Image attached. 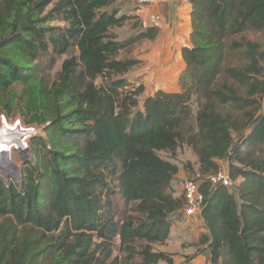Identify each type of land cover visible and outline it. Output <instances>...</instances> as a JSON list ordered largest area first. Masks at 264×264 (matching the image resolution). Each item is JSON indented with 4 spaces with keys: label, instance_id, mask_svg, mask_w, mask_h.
Here are the masks:
<instances>
[{
    "label": "trees",
    "instance_id": "trees-1",
    "mask_svg": "<svg viewBox=\"0 0 264 264\" xmlns=\"http://www.w3.org/2000/svg\"><path fill=\"white\" fill-rule=\"evenodd\" d=\"M189 2L192 45L182 49L179 90H159L139 107L144 86L124 75L141 61L119 55L155 39L156 27L119 39L113 29L129 16L117 0H0L4 113L12 88L30 79L20 50L32 59L75 52L49 89L47 117L29 119L49 122L45 132L72 149L37 135L30 143L38 164L26 163L22 181L0 174V264L41 256L51 264H178L152 244L168 240L185 210L183 193L171 191L180 168L160 155L174 157L182 144L199 157L193 180L205 195L208 231L198 243L214 262L264 264V0ZM27 107L34 112V103ZM224 165L239 180L233 190L208 180ZM117 194L131 206L121 218Z\"/></svg>",
    "mask_w": 264,
    "mask_h": 264
},
{
    "label": "rangeland",
    "instance_id": "rangeland-1",
    "mask_svg": "<svg viewBox=\"0 0 264 264\" xmlns=\"http://www.w3.org/2000/svg\"><path fill=\"white\" fill-rule=\"evenodd\" d=\"M52 5H50L49 8H51ZM115 6L120 10L121 14H127L129 16L128 20L124 23L121 27H115L113 29V32H115L119 39L124 40L126 37L135 34L136 31H139L142 27L139 26V19L137 16L133 13L135 10H137L136 2L134 3L133 0H117V3ZM51 26L53 25H63L62 22H53L48 23ZM153 40H147L146 42ZM145 41L138 43L135 45L130 51L125 50L123 51L119 57H133L137 58L136 51H141L143 47V43ZM22 51L23 59L20 61L21 64L27 63L31 67L28 69V72L30 74V79L28 82L25 83H18L16 84L12 90H11V99H13V106L12 110L6 114L4 113V110L0 107V130H3L6 132L0 133V140L2 139H8L9 141L6 144L0 143V150H5V155L8 156L9 162H12V165L4 163L0 161V165L4 166V169H0V174L5 178V180L8 182L11 179L14 181L21 182L23 177V169L26 166V163H37V155L34 152V148H31V143L29 141L28 148H25L23 144V138L26 137V132H23L22 129H20V126L23 128H27L28 126H36L38 133L33 135L34 138L37 135H40L48 142H50L51 139H53L60 147L64 148L65 151L72 149V143L70 140L65 138H60L58 134L55 132H52V135L50 137V134L45 132L46 126L49 124V122L46 123H39L37 121H34L32 123L29 122V119H40V116H42L44 113H47L49 111L48 108V102L46 96L48 95L49 89L51 88L52 84L57 80L58 75L61 71L62 62L67 57H70L71 55L75 54V52L64 54V55H52L50 53H44V54H38L35 59H32L30 55H28L24 50ZM139 59V58H137ZM140 60V59H139ZM141 61V60H140ZM143 68V62L141 61L140 64L132 68L128 73L124 75V77L135 84V86H139L143 84L142 81V74L139 73L140 70ZM134 74V76H132ZM102 78H99L97 80V83H102ZM145 91V89H144ZM140 95V106L143 105V100L146 98L145 92ZM34 103L35 109L34 112L28 111V104ZM264 113V108L261 110ZM4 114L6 115L5 118L3 117ZM18 124V125H17ZM20 124V125H19ZM17 125V126H15ZM14 131L12 134L9 132ZM17 134V136L15 135ZM249 134V131L246 135H244L242 138H238L237 144H241L245 136ZM19 135V136H18ZM31 137V138H32ZM48 139V140H47ZM237 139V138H236ZM31 140V139H30ZM75 141V140H74ZM1 142V141H0ZM25 149H22V148ZM50 147V146H49ZM39 149L41 153H44L46 150L39 146ZM49 149V148H48ZM160 155L165 158L169 159L170 161L176 163L180 171L175 177L174 181L171 184V191L174 193L176 197H180L182 195V191L180 189V182L184 178L189 179H199V157L196 153V151L192 148V146L187 144H182L174 157L169 152H160ZM44 163V162H43ZM228 164V162H226ZM225 163V164H226ZM47 170H49L48 165L46 162L44 163ZM43 164V165H44ZM17 170H16V169ZM49 182H46L44 184L45 189H49ZM114 208L120 212L118 215L119 218H121V212L122 210H125L126 207L123 203V200L121 199L120 195L117 194L114 199ZM47 200L43 199V204H46ZM131 206L128 207L126 210H131ZM179 220V219H178ZM176 219L174 220V222ZM180 221V220H179ZM173 222V223H174ZM169 243L166 241L165 243H153L152 246L156 250H160L168 246ZM115 253H117V250L115 248ZM40 259L36 261L34 264H51V256H41Z\"/></svg>",
    "mask_w": 264,
    "mask_h": 264
},
{
    "label": "crops",
    "instance_id": "crops-1",
    "mask_svg": "<svg viewBox=\"0 0 264 264\" xmlns=\"http://www.w3.org/2000/svg\"><path fill=\"white\" fill-rule=\"evenodd\" d=\"M136 6L133 13L139 19L141 29H158V36L149 43L145 40L141 51H136L137 58L143 62V68L137 74L143 75L141 82L145 96L159 90L178 91L179 76L185 68L182 49L192 45L191 4L189 0H159L152 5L136 3ZM155 15L160 19L155 20ZM207 231L202 217L190 216L184 210L171 227L169 245L161 250L173 253L178 264H223L221 260L212 261L209 249L198 243L200 235Z\"/></svg>",
    "mask_w": 264,
    "mask_h": 264
},
{
    "label": "built area",
    "instance_id": "built-area-1",
    "mask_svg": "<svg viewBox=\"0 0 264 264\" xmlns=\"http://www.w3.org/2000/svg\"><path fill=\"white\" fill-rule=\"evenodd\" d=\"M158 1L159 0H136V3L139 5H152L157 3ZM154 19L159 20L160 19L159 15H155ZM3 117L5 118V116ZM20 129H22L23 132H26V137L23 138V144L25 148H28V143L31 137L37 134L38 130L36 126H28L27 128L25 127L23 128L22 126H20ZM208 180L214 186L216 185L225 186L229 190L235 189L239 182V180H235L232 178L226 166H221V168L216 173L208 176ZM180 189L183 193L186 202V206H185L186 214L190 216L199 215L201 217V213L205 202V195L200 189V183L193 179L184 178L180 182ZM189 264H194V263H189Z\"/></svg>",
    "mask_w": 264,
    "mask_h": 264
},
{
    "label": "bare ground",
    "instance_id": "bare-ground-1",
    "mask_svg": "<svg viewBox=\"0 0 264 264\" xmlns=\"http://www.w3.org/2000/svg\"><path fill=\"white\" fill-rule=\"evenodd\" d=\"M1 132H5L4 129H3V130H0V133H1ZM13 132H14V131H11V132H9V133L12 134ZM5 133H6V132H5ZM15 135L17 136L16 133H15ZM18 136H19V135H18ZM0 141H1L0 143L4 145V144H6L9 140H8V139H7V140H6V139H3V140L1 139ZM0 161L12 165V162H9L8 156L5 155V150H2V149L0 150Z\"/></svg>",
    "mask_w": 264,
    "mask_h": 264
},
{
    "label": "water",
    "instance_id": "water-1",
    "mask_svg": "<svg viewBox=\"0 0 264 264\" xmlns=\"http://www.w3.org/2000/svg\"><path fill=\"white\" fill-rule=\"evenodd\" d=\"M5 167L4 166H2V165H0V169L2 170V169H4ZM16 169V168H15ZM17 170V169H16Z\"/></svg>",
    "mask_w": 264,
    "mask_h": 264
}]
</instances>
